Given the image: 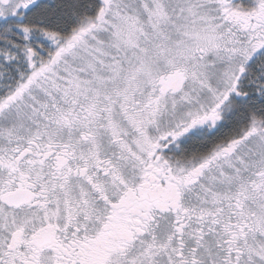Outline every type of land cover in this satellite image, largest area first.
Returning <instances> with one entry per match:
<instances>
[{"label": "snow or ice", "instance_id": "obj_1", "mask_svg": "<svg viewBox=\"0 0 264 264\" xmlns=\"http://www.w3.org/2000/svg\"><path fill=\"white\" fill-rule=\"evenodd\" d=\"M0 264H264V0H0Z\"/></svg>", "mask_w": 264, "mask_h": 264}]
</instances>
